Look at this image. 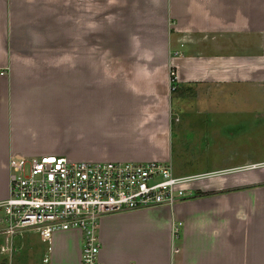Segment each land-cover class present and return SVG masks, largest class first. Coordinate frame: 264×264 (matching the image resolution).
I'll list each match as a JSON object with an SVG mask.
<instances>
[{
	"label": "crops",
	"instance_id": "crops-1",
	"mask_svg": "<svg viewBox=\"0 0 264 264\" xmlns=\"http://www.w3.org/2000/svg\"><path fill=\"white\" fill-rule=\"evenodd\" d=\"M0 70V201L34 156L165 161L194 195L103 215L98 263L264 264V147L238 146L264 126V0H0ZM81 245L0 234V264H80Z\"/></svg>",
	"mask_w": 264,
	"mask_h": 264
},
{
	"label": "built area",
	"instance_id": "built-area-1",
	"mask_svg": "<svg viewBox=\"0 0 264 264\" xmlns=\"http://www.w3.org/2000/svg\"><path fill=\"white\" fill-rule=\"evenodd\" d=\"M168 86L176 88L172 69ZM196 176L175 175L169 162L159 160L34 156L10 178L7 196L0 201V234L11 237L31 230L48 240L56 231L79 230L80 264H99L97 224L103 215L172 206L194 195L188 183Z\"/></svg>",
	"mask_w": 264,
	"mask_h": 264
},
{
	"label": "rangeland",
	"instance_id": "rangeland-1",
	"mask_svg": "<svg viewBox=\"0 0 264 264\" xmlns=\"http://www.w3.org/2000/svg\"><path fill=\"white\" fill-rule=\"evenodd\" d=\"M258 94L261 96L262 99H264V93L261 92V93H258ZM258 94L249 93V94H245V95L247 97H255ZM257 98H258V96H257ZM197 108L202 110L203 107L197 106ZM231 108H232V106H229L228 104H226V101H225L224 104H220L219 105V111L221 112L220 116H225L226 117V110L227 109H231ZM240 108H243L244 110L249 111V109H248L249 105L241 106ZM196 123H197V125H203L202 121L201 122L198 121ZM249 130L250 129H248V131L245 132V134H243V135H246V137H243V138L240 139V143L238 144V146H240V148L245 147L244 149H246L247 147H250L251 149H254V148H257L259 145H260L261 148L264 147V126L263 125H261L259 127L256 126L254 129H253V127H251V130L250 131ZM225 131H231V130L229 129V130H225ZM228 136H231V135H228ZM200 140H202L203 142H208V143H210L211 140H213V143L219 144V147H220V148H216V147L210 148V147H206V144H205L203 146V148H202V152L200 154H198V155L195 154V157L201 159V161L205 160L206 158L213 159V158H216V157L223 156L224 155L223 151L224 150H228L229 147H230V144H233L228 137L225 136V138H224L223 135L220 136V137L218 136L217 139H212V138L211 139H206V138L202 139V138H200ZM242 142H244V143H242ZM232 146L233 145H231V147ZM260 154L264 158V151H261ZM187 156L191 157V155H187ZM180 161H182V158L176 159L175 162L177 164ZM173 167H174L175 170L178 171V168L180 170L181 166L180 167H178V166L176 167V165H173ZM34 237L37 239V235L36 236L34 235Z\"/></svg>",
	"mask_w": 264,
	"mask_h": 264
}]
</instances>
